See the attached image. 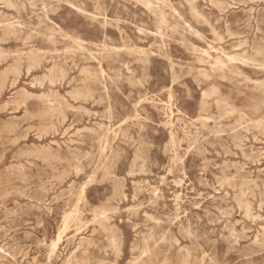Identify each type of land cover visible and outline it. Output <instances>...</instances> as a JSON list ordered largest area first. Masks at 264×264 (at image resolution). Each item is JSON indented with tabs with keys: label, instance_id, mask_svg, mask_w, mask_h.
I'll return each mask as SVG.
<instances>
[{
	"label": "rangeland",
	"instance_id": "obj_1",
	"mask_svg": "<svg viewBox=\"0 0 264 264\" xmlns=\"http://www.w3.org/2000/svg\"><path fill=\"white\" fill-rule=\"evenodd\" d=\"M0 264H264V0H0Z\"/></svg>",
	"mask_w": 264,
	"mask_h": 264
},
{
	"label": "bare ground",
	"instance_id": "obj_2",
	"mask_svg": "<svg viewBox=\"0 0 264 264\" xmlns=\"http://www.w3.org/2000/svg\"><path fill=\"white\" fill-rule=\"evenodd\" d=\"M149 4H150V3H149ZM18 26H19V25H18ZM210 47H211V45H210ZM215 51H216V50H215ZM208 54H209V53H208ZM222 54H223V53H222ZM226 56H227V55H226ZM229 59H230V58H229ZM231 60H232V59H231ZM247 61H248V60H247ZM215 63H216V62H215ZM217 64H218V63H217ZM210 91H211V90H210ZM211 95H212V94H211ZM232 109H233V108H232ZM175 114H176V113H175ZM170 119H171V118H170ZM184 125H185V124H184ZM172 137H173V136H172ZM172 139H173V138H172ZM181 180H182V179H181ZM180 194H181V193H180ZM200 195H201V194H200ZM176 204H177V203H176ZM70 219H71V218H70ZM133 229H134V228H133ZM60 239H61V238H60ZM53 249L55 250V248H53ZM53 249H52V250H53ZM54 250H53V251H54Z\"/></svg>",
	"mask_w": 264,
	"mask_h": 264
}]
</instances>
